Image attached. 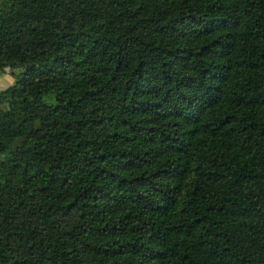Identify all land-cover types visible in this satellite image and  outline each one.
<instances>
[{
	"label": "trees",
	"instance_id": "1",
	"mask_svg": "<svg viewBox=\"0 0 264 264\" xmlns=\"http://www.w3.org/2000/svg\"><path fill=\"white\" fill-rule=\"evenodd\" d=\"M0 264H264V0H0Z\"/></svg>",
	"mask_w": 264,
	"mask_h": 264
},
{
	"label": "rangeland",
	"instance_id": "2",
	"mask_svg": "<svg viewBox=\"0 0 264 264\" xmlns=\"http://www.w3.org/2000/svg\"><path fill=\"white\" fill-rule=\"evenodd\" d=\"M16 74L10 73L9 69L6 72H0V89L12 84Z\"/></svg>",
	"mask_w": 264,
	"mask_h": 264
}]
</instances>
